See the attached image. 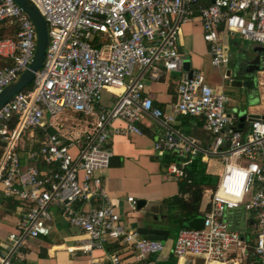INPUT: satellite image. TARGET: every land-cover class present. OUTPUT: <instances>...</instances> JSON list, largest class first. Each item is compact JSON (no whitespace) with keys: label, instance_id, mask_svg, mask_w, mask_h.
Masks as SVG:
<instances>
[{"label":"built area","instance_id":"2783aa9c","mask_svg":"<svg viewBox=\"0 0 264 264\" xmlns=\"http://www.w3.org/2000/svg\"><path fill=\"white\" fill-rule=\"evenodd\" d=\"M31 1L47 22L49 41L30 88L0 107V193L17 200L21 210L0 251V264H21L25 240L50 234L52 206L86 235L83 251L104 252L88 264H149L164 249L162 241L125 226L102 181L113 158L111 138L142 134L143 113L165 126L154 146L157 155L178 159L167 165V175L186 179L185 167L198 156L215 157L223 168L210 191L203 226L179 230L177 259L226 262L236 252L244 258L241 234L227 218L228 212L243 209L257 214L252 257L243 264H264V118L251 121L243 134L228 112L230 97L223 87H212L199 70L190 74L179 49L182 25L196 14L212 67L230 62L223 33L264 45V0ZM1 22L13 34L0 39V92L28 67L36 46L35 27L14 0H0ZM148 67L153 79L162 70L181 73L172 113L145 96L144 83L134 76L135 69ZM224 79L233 81L227 73ZM104 92L114 97L109 107L103 104ZM67 110L93 118L91 129L76 138L59 132L55 122ZM177 116L201 120L211 142L200 147L180 134L172 125ZM127 200L137 207L134 196ZM112 241L127 246L134 262L118 251L106 252Z\"/></svg>","mask_w":264,"mask_h":264},{"label":"crops","instance_id":"0c3cea01","mask_svg":"<svg viewBox=\"0 0 264 264\" xmlns=\"http://www.w3.org/2000/svg\"><path fill=\"white\" fill-rule=\"evenodd\" d=\"M254 45L255 43H251L243 48L242 54L246 65L241 74L230 76L235 79V82L231 83L230 79H224V73L228 74L230 71V62L227 66L219 68L223 71L220 78L209 74V68L213 67L210 63L209 46L203 38L202 21L198 14L184 23L181 29L179 49L185 56V62L189 64V68L186 69L189 72L194 70L203 72L206 81L214 88L223 87L230 97L228 112L235 118L243 134L249 131L251 116H264V50H254L252 48ZM251 61L253 63H249ZM251 64L255 65L254 69H245ZM151 74L152 68L148 67L144 71L135 69L134 76L144 83L145 96L151 97L154 104L164 112L172 113V106L178 101L177 84L180 75L162 70L158 79H153ZM238 78H241L243 83H238ZM243 88L247 95L246 99L233 97L235 90ZM235 92L239 96V93ZM113 101L114 97L104 92L103 104L109 107ZM241 112L243 115L240 114ZM111 123L116 126L124 125L122 120H113ZM93 124V118L71 110L63 112L55 122L56 129L70 138L81 136L85 131L90 130ZM172 125L180 134L194 140L200 147H206L212 140V135L204 130L203 122L198 118L177 116ZM139 126L142 134H121L111 138L113 158L110 167L102 174L103 185L108 198L115 204L121 214L122 222L128 229L137 230L138 227L145 226L170 231L167 240L162 242L164 249L151 256L149 264L167 260L171 254L178 264H182V259L178 260L173 251L181 228L170 218V212H177L178 209L174 207L170 210L166 203L170 198L181 196L179 183L181 180L167 175L164 159L157 155L154 148L155 143L162 138L165 126L148 113H143ZM213 158L202 161L207 164V173L218 177L219 180L222 170L217 174L208 170ZM217 162L220 164L219 160ZM210 191L211 189L204 190L199 214L196 217L203 216L209 208ZM128 196L136 198L138 204L135 209L128 202ZM187 196L183 197L187 198ZM52 207V220L48 222L50 234L25 240L20 248L21 264H88L91 258L101 257L104 254L101 250L83 251L81 246L86 242V235L78 228L69 225L56 206ZM5 214L0 219V251L4 250L9 232L15 229L17 221L21 218L20 205L18 204L13 212H5ZM227 218L232 227L241 234L245 244L246 252L242 259L250 260L256 241L257 214L240 209L228 212ZM105 251H118L125 261L134 262V256L127 246L117 241L107 243ZM188 258L191 260L190 264H243L238 252L231 254L226 262H208L201 256Z\"/></svg>","mask_w":264,"mask_h":264},{"label":"water","instance_id":"95a60500","mask_svg":"<svg viewBox=\"0 0 264 264\" xmlns=\"http://www.w3.org/2000/svg\"><path fill=\"white\" fill-rule=\"evenodd\" d=\"M15 3L22 8V10L28 15L30 20L32 21L35 30H36V46L34 55L32 57L31 62L29 63L28 67L20 74V76L11 84L6 86L0 92V107L5 105L16 93L26 89L31 82L33 81L36 72L42 67L46 49L48 46V27L47 22L37 8V6L31 0H14ZM254 50H264L263 44H255L252 47ZM259 59V56H258ZM257 61V60H256ZM253 63V61L249 62ZM185 68H189V64L185 62ZM192 71H190L191 74ZM228 75H232V71H228ZM240 114L243 115V112ZM260 115H253L249 119L250 121L259 119ZM264 118V116L262 117ZM242 125V124H241ZM240 125V126H241ZM204 218L203 216H198L190 221L185 222V226L189 228H201L203 226ZM138 232L151 239H157L160 241H165L168 238L169 230L157 227H138ZM156 264H178L177 260L173 258V254L167 260H159Z\"/></svg>","mask_w":264,"mask_h":264},{"label":"trees","instance_id":"16d2710c","mask_svg":"<svg viewBox=\"0 0 264 264\" xmlns=\"http://www.w3.org/2000/svg\"><path fill=\"white\" fill-rule=\"evenodd\" d=\"M13 29L4 22L0 23V39L11 36ZM30 88V85L28 86ZM51 131H54L51 129ZM166 167L169 163L177 161L176 157L166 155L163 157ZM187 178L181 180V196H175L166 201L170 210L174 207L177 212H170V218L179 228L185 227V222L195 218L199 214L200 203L205 189L214 190L217 185V178L207 173V164L201 160V157H195L190 164L185 167ZM184 195H188L184 198ZM19 202L15 199L5 197L0 194V206L5 212H13Z\"/></svg>","mask_w":264,"mask_h":264},{"label":"rangeland","instance_id":"374dc122","mask_svg":"<svg viewBox=\"0 0 264 264\" xmlns=\"http://www.w3.org/2000/svg\"><path fill=\"white\" fill-rule=\"evenodd\" d=\"M223 39L228 47V53H229V57H230V64H229V70L232 71V75L233 77L236 76V74H241L243 72V69L246 65L245 62V58L242 54V50L245 46H247L248 44H251L250 42H247L245 40H243L240 36L237 35H229L227 33H223L222 34ZM264 67V65H263ZM219 68L221 67H213V68H209V74H214L215 76H218L220 78V76H222V70H220ZM181 76V73H177ZM235 91H237V93H239V96H237L235 93ZM234 91L233 97H237V99H241L244 98L246 99L247 95L246 92L243 89H237ZM23 163L22 164H26V162L24 161V159H22ZM218 160L214 157L211 162L210 165L208 166V170L210 172H213L215 174L221 172L222 170V165L221 163L219 164L217 162ZM217 181H218V177ZM209 194V193H208ZM206 199V198H205ZM53 209V207L50 208V212ZM242 214L244 213L242 210L240 211ZM242 214H240V218H242ZM5 210L3 207H0V219H2L5 216ZM236 220V217H235ZM173 236V235H172Z\"/></svg>","mask_w":264,"mask_h":264},{"label":"flooded vegetation","instance_id":"af4514ba","mask_svg":"<svg viewBox=\"0 0 264 264\" xmlns=\"http://www.w3.org/2000/svg\"><path fill=\"white\" fill-rule=\"evenodd\" d=\"M254 67H255V65L254 64H251V65H249L248 67H246L245 69H247V70H249V69H254ZM238 81V83H240V82H242V80H241V78H238L237 79ZM233 82H235V79H233V81L231 82V83H233ZM243 83V82H242Z\"/></svg>","mask_w":264,"mask_h":264},{"label":"bare ground","instance_id":"6f19581e","mask_svg":"<svg viewBox=\"0 0 264 264\" xmlns=\"http://www.w3.org/2000/svg\"><path fill=\"white\" fill-rule=\"evenodd\" d=\"M191 260L189 258H183L182 259V264H190Z\"/></svg>","mask_w":264,"mask_h":264}]
</instances>
